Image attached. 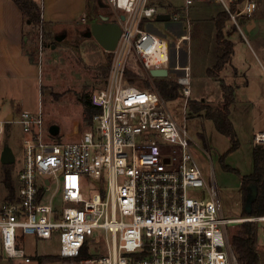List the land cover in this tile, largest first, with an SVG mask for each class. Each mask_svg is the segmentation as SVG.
Listing matches in <instances>:
<instances>
[{
	"label": "built area",
	"instance_id": "1",
	"mask_svg": "<svg viewBox=\"0 0 264 264\" xmlns=\"http://www.w3.org/2000/svg\"><path fill=\"white\" fill-rule=\"evenodd\" d=\"M107 1L120 12L121 34L115 49L105 51L108 72L90 96L96 111L87 129L72 141L51 136L40 103L36 112H20L14 120L23 133V162L14 196L0 200L3 254L28 263L20 247L25 235L57 236L60 258L71 259L85 248L89 255L62 264H238L227 225L255 222L264 264V214L225 219L214 182L206 181L190 152L186 127L175 122L154 86L126 77L131 57L150 78V69L169 74V44L142 27L155 18L156 0ZM193 1L184 0L183 10L170 16L184 21L186 30L177 52L189 40ZM213 1L238 30L239 17H250L256 8L245 1L232 12L236 0ZM173 69L183 72L175 79L187 98L190 68L176 62ZM4 124L0 121V136ZM253 143L264 149V130L253 135ZM96 233L103 239L94 238ZM91 245L98 247L90 251Z\"/></svg>",
	"mask_w": 264,
	"mask_h": 264
},
{
	"label": "rangeland",
	"instance_id": "2",
	"mask_svg": "<svg viewBox=\"0 0 264 264\" xmlns=\"http://www.w3.org/2000/svg\"><path fill=\"white\" fill-rule=\"evenodd\" d=\"M88 1L93 7V0ZM100 2V8L93 10L97 14L95 17L99 14L108 17L111 22H118L117 16L120 12L114 10L107 0ZM208 4L210 6L196 0L188 8L189 40L180 44L181 49L178 52L175 44L177 39L186 33L184 21L181 19L174 21L170 18L168 22H157L151 19L143 27L162 37L169 44L167 77L176 80L175 74L181 75L180 71L173 69L178 60L179 65L186 64L192 71L190 96L185 98L180 88L181 95L167 101V107L175 122L186 127L192 139L190 152L206 181L214 182L223 217L238 219L247 215L244 212V201L250 189L242 188L241 179L253 170L252 152L255 147L253 135L264 130V68H257L248 55L238 56L219 72V78L234 88V101L229 108V120L236 132L238 147L227 153L230 148L229 138L219 133L213 121L205 118L203 113L195 114L187 107L188 100H205L213 107L220 105L222 101L218 80L211 79L206 74V69L212 68L215 64L217 53L215 50H219L215 43V27L209 18L211 16L209 13L211 9H221L222 6L213 1ZM155 6L157 14L173 13L175 9L183 10L184 0H156ZM90 21V17L86 16V22ZM230 25L231 22L228 21L226 28H230ZM88 28L89 26L75 35L61 29L50 33L51 36L62 39L57 45H52L53 48L49 39L45 41L42 55L38 56L39 79L0 81V121L5 122L0 136V153L7 146L14 155V162L9 166L14 183L17 182V174L23 162V133L20 125L14 121L20 112L34 113L40 103L47 128L49 125H57L58 138L62 141L77 139L88 127L83 122L82 106L76 97L82 93L91 96L102 86L101 77L95 67L98 64L103 65L106 60L110 61V55L103 53L95 39L86 36ZM45 29L47 32V26ZM199 35L201 38L197 39ZM39 40L40 37L38 44L41 43ZM234 67H240L238 73ZM247 68H250L251 72L245 76ZM127 72L135 76L133 81L137 85H143L144 81H148L153 87L147 71L134 57L128 61ZM247 79L248 85L245 82ZM55 94L58 96L56 100L53 97ZM10 113L14 115V120L11 122L6 120V115ZM47 137L51 138L49 135ZM223 154H226L224 163L227 169H224L219 161V157ZM4 169L0 167V181ZM86 189L89 194V186ZM241 224L242 222L227 225L229 237ZM93 237L103 239L98 233ZM20 247L32 259L44 255L56 256L59 253V240L57 236L49 240H38L31 235H25ZM97 247L91 245L90 251ZM43 264H62V262Z\"/></svg>",
	"mask_w": 264,
	"mask_h": 264
},
{
	"label": "trees",
	"instance_id": "3",
	"mask_svg": "<svg viewBox=\"0 0 264 264\" xmlns=\"http://www.w3.org/2000/svg\"><path fill=\"white\" fill-rule=\"evenodd\" d=\"M16 6L21 11L23 16V25L28 28V31L25 32L24 36L27 39L28 46L24 47V53L27 55L29 62L31 64L38 63L39 56V44L38 38L41 37V49L45 45V41L47 39L50 40V46L57 45L56 37L51 36L49 32H46L45 24L41 19V5H39L34 0H12ZM93 7L90 5L88 1L87 12L90 15L96 16L94 8H100V0H93ZM244 0H236L234 4L231 5V11H236V6L239 3H243ZM94 10V11H93ZM176 9L172 12H168L170 16L174 13H178ZM172 20V19H171ZM148 20H144L142 23V27ZM230 21L229 14L225 11L219 12L214 18L215 25V40L217 45L222 47L221 54L216 58L215 64L212 68L206 70V74L209 77L216 78L217 73H219L224 66L230 61L231 55L233 52L232 43L224 38L223 29L225 24ZM148 23V22H147ZM234 28V27H233ZM37 29H40L37 30ZM109 60L101 65L98 64L95 68L98 71L101 82L103 84L107 72H108ZM126 77L133 81L134 75L126 72ZM152 84L155 89L159 92L161 97L165 101L174 100L178 98L180 94V86L177 84L176 80H172L169 77H161V78H152ZM222 101L221 104L213 107L205 100H188L187 107L190 111L195 114L203 113L204 117L213 121L215 128L217 131L226 137L229 138L230 148L227 151L231 152L238 147L237 135L234 130L232 123L229 120V108L230 105L234 101V88L233 86L227 84L225 81L220 80L218 82ZM143 85L151 88V85L148 81H144ZM53 96V95H52ZM54 99H58L57 94H55ZM78 102L82 106V116L83 122L87 126L91 123V118L95 113L96 109L92 106L90 101V95L82 93L77 97ZM50 126V125H49ZM48 126V127H49ZM58 137V135H57ZM226 154H223L219 157V161L224 169H227L224 163V158ZM253 156V170L252 172L242 177L241 184L242 188H252L256 191V196L254 201L251 204V212L250 215H246L242 218L248 217H257L264 214V149L255 146L252 152ZM10 165H3L4 175L2 180L0 181V186L6 190L5 200H8V196H14L16 191L17 183H14L11 178L10 173ZM260 227L255 222H243L239 228H237L230 235V245L232 251L236 257L238 264H263V253L258 244ZM89 255L87 253L86 248L81 251V253L73 257L71 259H63L57 256L44 255L34 257L33 260H36L38 264H43L47 262H70L77 261L80 259L88 258Z\"/></svg>",
	"mask_w": 264,
	"mask_h": 264
},
{
	"label": "crops",
	"instance_id": "4",
	"mask_svg": "<svg viewBox=\"0 0 264 264\" xmlns=\"http://www.w3.org/2000/svg\"><path fill=\"white\" fill-rule=\"evenodd\" d=\"M34 1L39 5L41 3V19L47 26V32L49 33H54L61 29L75 35L77 32L87 28L91 23V21L86 22V16H89L87 12L88 0ZM211 1L213 0H198V2L207 4L208 6H210L208 3H211ZM245 1L254 2L256 8L250 17L244 15L239 17L240 30L236 29L231 21L230 28H226V23L223 29L224 38L232 43L233 48L229 62H232L235 58H238V56L250 55V61L253 62V64L255 63L257 68H264V0H244V2ZM242 4L243 3H239L236 6V10L240 9ZM223 11L222 7L221 9L217 8L216 10H210L209 14H211V16H209V18L213 24L216 15ZM98 16L100 15L98 14ZM26 31H28V28L24 27L23 16L16 4L12 0H0V81H21L32 78L39 79L40 66L38 64H31L27 55L24 53V47L28 46L29 43L24 36ZM200 38L201 35H199L197 39ZM216 47L219 49L215 50V52L217 51L215 56L217 58L222 52V47L217 45V43ZM51 48H53V46H51ZM102 50L103 53H105V50ZM41 51L39 50V55H42ZM183 66L187 65L183 64ZM239 68L240 67H234L237 73L240 70ZM190 72L192 73L191 69ZM248 72H251L250 68H247L245 76L248 75ZM182 73L183 72L180 71V74ZM209 78L218 80V82L223 80L219 78V73H217L216 78ZM245 82L247 85L249 84L248 79L245 80ZM6 120L9 122L13 121V113L6 115ZM2 166L1 164L0 167ZM5 197L6 190L0 186V200H3ZM28 257L31 259L28 263L19 260H11L3 254L1 249L0 264H38V262L33 261L30 256Z\"/></svg>",
	"mask_w": 264,
	"mask_h": 264
},
{
	"label": "water",
	"instance_id": "5",
	"mask_svg": "<svg viewBox=\"0 0 264 264\" xmlns=\"http://www.w3.org/2000/svg\"><path fill=\"white\" fill-rule=\"evenodd\" d=\"M91 23L86 34L87 37H92L105 51H112L115 49L117 41L121 34L120 25L118 22H110L106 16L90 15ZM124 16H121V20ZM155 21L157 22H168L170 20V15L168 13H158L155 16ZM59 42L62 37L55 38ZM149 74L154 78H161L168 76V71L165 68L150 69ZM48 132L51 136H57L59 133V127L57 125H50L48 127ZM0 162L2 165H11L14 162V155L12 151L6 146L2 149L0 153ZM250 192L244 201V212L250 215L251 204L255 199L256 191L249 188Z\"/></svg>",
	"mask_w": 264,
	"mask_h": 264
},
{
	"label": "flooded vegetation",
	"instance_id": "6",
	"mask_svg": "<svg viewBox=\"0 0 264 264\" xmlns=\"http://www.w3.org/2000/svg\"><path fill=\"white\" fill-rule=\"evenodd\" d=\"M82 33H84V32H82ZM58 37V36H57Z\"/></svg>",
	"mask_w": 264,
	"mask_h": 264
}]
</instances>
